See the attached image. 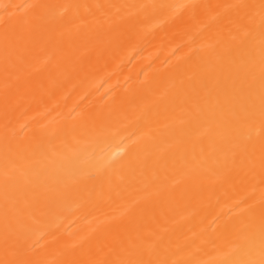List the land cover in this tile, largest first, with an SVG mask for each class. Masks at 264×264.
<instances>
[{
	"label": "bare ground",
	"instance_id": "obj_1",
	"mask_svg": "<svg viewBox=\"0 0 264 264\" xmlns=\"http://www.w3.org/2000/svg\"><path fill=\"white\" fill-rule=\"evenodd\" d=\"M0 264H264V0H0Z\"/></svg>",
	"mask_w": 264,
	"mask_h": 264
}]
</instances>
